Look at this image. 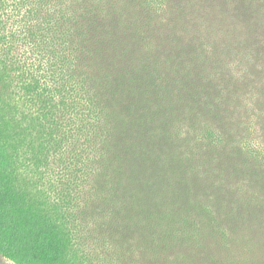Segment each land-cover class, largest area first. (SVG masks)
<instances>
[{
    "label": "trees",
    "instance_id": "trees-1",
    "mask_svg": "<svg viewBox=\"0 0 264 264\" xmlns=\"http://www.w3.org/2000/svg\"><path fill=\"white\" fill-rule=\"evenodd\" d=\"M27 12L44 73L18 117L0 60V255L91 264L86 241L99 264H264V0ZM26 157L57 162L72 203L37 197Z\"/></svg>",
    "mask_w": 264,
    "mask_h": 264
},
{
    "label": "rangeland",
    "instance_id": "rangeland-1",
    "mask_svg": "<svg viewBox=\"0 0 264 264\" xmlns=\"http://www.w3.org/2000/svg\"><path fill=\"white\" fill-rule=\"evenodd\" d=\"M30 7L31 0H0V60L5 61L8 67V75L4 76L5 82L1 87V96L11 107H18L16 111L18 117L21 111L23 114H30L32 109L30 101L24 98L20 89L21 84L33 75H38L42 71L44 73V69H34L38 63L37 49L26 32V26L31 24L27 15ZM56 163L51 158L48 162L40 164L37 169L32 160L23 159L21 173L24 177L23 182L38 195L37 197L49 205L65 206V202L70 204L72 201L66 196L64 177L60 176V169ZM70 193L74 195L73 190ZM85 243L81 244L84 254L91 264H99L100 260L96 259L101 252L93 246L94 244ZM0 264L15 263L0 255ZM137 264L143 263L138 261Z\"/></svg>",
    "mask_w": 264,
    "mask_h": 264
}]
</instances>
